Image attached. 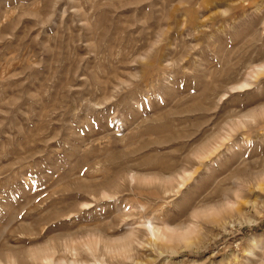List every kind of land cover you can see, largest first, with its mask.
<instances>
[{
  "label": "rangeland",
  "instance_id": "obj_1",
  "mask_svg": "<svg viewBox=\"0 0 264 264\" xmlns=\"http://www.w3.org/2000/svg\"><path fill=\"white\" fill-rule=\"evenodd\" d=\"M0 264H264V0H0Z\"/></svg>",
  "mask_w": 264,
  "mask_h": 264
},
{
  "label": "bare ground",
  "instance_id": "obj_2",
  "mask_svg": "<svg viewBox=\"0 0 264 264\" xmlns=\"http://www.w3.org/2000/svg\"><path fill=\"white\" fill-rule=\"evenodd\" d=\"M206 149H208V148H206ZM171 181V180H170ZM167 185V184H166ZM169 185V184H168ZM171 188V187H170Z\"/></svg>",
  "mask_w": 264,
  "mask_h": 264
}]
</instances>
